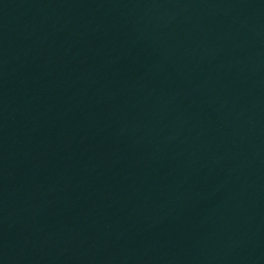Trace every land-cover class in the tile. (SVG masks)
<instances>
[{
  "label": "water",
  "instance_id": "water-1",
  "mask_svg": "<svg viewBox=\"0 0 264 264\" xmlns=\"http://www.w3.org/2000/svg\"><path fill=\"white\" fill-rule=\"evenodd\" d=\"M264 151V0H0V264H152Z\"/></svg>",
  "mask_w": 264,
  "mask_h": 264
}]
</instances>
